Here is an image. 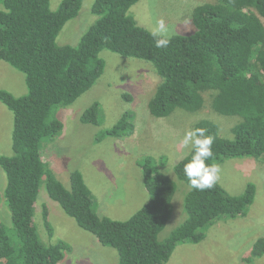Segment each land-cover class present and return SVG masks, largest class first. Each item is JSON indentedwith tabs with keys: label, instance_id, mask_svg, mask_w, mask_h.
I'll list each match as a JSON object with an SVG mask.
<instances>
[{
	"label": "trees",
	"instance_id": "trees-1",
	"mask_svg": "<svg viewBox=\"0 0 264 264\" xmlns=\"http://www.w3.org/2000/svg\"><path fill=\"white\" fill-rule=\"evenodd\" d=\"M138 1L94 0L92 12L97 20L78 45H61L57 42L60 31L79 15L84 0H62L57 10L51 9V0H0V60L23 72L27 84L21 96L0 89V101L14 115L13 153L0 155L7 177L3 197L13 225L9 229L0 222V264H59L70 249L64 240L46 244L39 237L34 216L43 180L49 196L66 214L100 243L118 251V264H165L176 246L202 241L209 224L222 216L243 215L253 204V182L240 194L229 193L218 181L205 191L192 189L183 173L190 150L174 166L177 178L189 186L184 202L187 217L161 240L178 189L173 178L158 170L165 157L148 155L138 161L149 200L125 220L96 211L93 193L80 170L70 173L67 188L43 160L48 139L64 127L56 108L73 104L97 82L106 65L102 50L152 64L160 77L148 103L155 117H167L177 108L197 111L204 104L203 94H210L215 111L242 118L232 128L233 138L224 137L219 124L209 118L195 123L194 128H207V134L215 137L210 163L223 158H264V0L197 5L192 13L195 30L172 34L167 48H157L152 31L129 14ZM101 110L95 101L81 121L98 124ZM135 130L133 113L126 111L96 139L131 136ZM43 217L53 235L46 205ZM251 254L248 261L264 255V237L255 241Z\"/></svg>",
	"mask_w": 264,
	"mask_h": 264
},
{
	"label": "rangeland",
	"instance_id": "rangeland-1",
	"mask_svg": "<svg viewBox=\"0 0 264 264\" xmlns=\"http://www.w3.org/2000/svg\"><path fill=\"white\" fill-rule=\"evenodd\" d=\"M217 0H139L129 10L138 25L153 30L163 20L170 35L188 34L195 30L193 9L206 2ZM62 0H51L57 10ZM94 0H84L77 17L69 20L60 31L58 44L78 45L83 33L97 20L92 12ZM264 22V19H263ZM105 70L97 82L71 105H59L56 116L64 124L52 141L48 139L42 149V158L64 183L71 187L70 173L80 170L91 189L95 209L100 215L117 220L130 218L148 200L143 171L138 161L151 155L165 157L158 170L173 178L178 189L174 198V212L159 238L164 240L185 220L184 202L189 186L177 178L175 164L191 148L181 146L185 131L194 128L202 118L217 122L224 137L233 138L232 128L242 118L224 115L211 106V95L203 94L204 104L197 111L177 108L171 115L158 118L150 113L148 103L160 77L148 61L126 57L110 50H102ZM0 89L16 96L27 92L26 76L5 61L0 60ZM126 95V96H125ZM95 101L101 104L98 124L83 123L81 115ZM213 101V100H212ZM126 111L133 113L136 130L131 136L96 137L112 127ZM14 127L13 112L0 101V155H11ZM160 163V162H159ZM221 171L218 182L231 194L242 193L249 182L256 185V196L246 213L236 217L222 216L209 224L205 238L198 243H181L174 249L165 264H264V255L250 259L255 241L264 237V158H223L217 161ZM7 177L0 166V222L12 228L11 213L3 197ZM186 190V191H185ZM2 197V199H1ZM49 209L53 227L50 235L43 209ZM34 222L39 237L46 244L66 241L68 249L59 264H118V251L105 246L90 232L81 228L53 200L43 180L36 204Z\"/></svg>",
	"mask_w": 264,
	"mask_h": 264
},
{
	"label": "clouds",
	"instance_id": "clouds-1",
	"mask_svg": "<svg viewBox=\"0 0 264 264\" xmlns=\"http://www.w3.org/2000/svg\"><path fill=\"white\" fill-rule=\"evenodd\" d=\"M151 36L157 48H167L171 35L163 20L157 22ZM204 127L189 128L181 140V146L192 150L190 159L183 165V173L192 189L205 191L215 186L219 180L221 168L219 164L210 163L214 158L212 145L215 137L207 134Z\"/></svg>",
	"mask_w": 264,
	"mask_h": 264
}]
</instances>
